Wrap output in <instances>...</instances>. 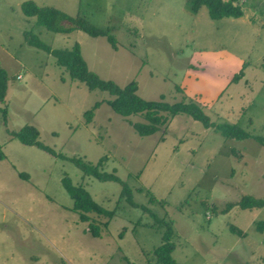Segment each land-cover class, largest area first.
<instances>
[{"label":"rangeland","instance_id":"obj_1","mask_svg":"<svg viewBox=\"0 0 264 264\" xmlns=\"http://www.w3.org/2000/svg\"><path fill=\"white\" fill-rule=\"evenodd\" d=\"M25 1L0 0V67L8 74L0 102V264H159L154 249L164 228L142 206L173 220L178 262L264 264V230L257 226L264 207L223 211L244 195L264 199V144L216 129L237 124L264 137V0H237L244 15L220 19L205 5L193 10L189 0H33L109 26L117 49L77 28L48 30L24 15ZM27 30L53 49L79 43L90 70L120 86L136 80L145 99L198 103L213 125L181 113L139 135L128 120L142 121L140 115L114 112L104 101L108 92L72 79L52 53L26 42ZM26 124L59 155L11 134ZM104 156L103 169L115 170L138 206L120 198L122 183L84 176L73 161ZM64 175L116 210L108 225V217L91 214L100 237L73 211Z\"/></svg>","mask_w":264,"mask_h":264},{"label":"trees","instance_id":"obj_2","mask_svg":"<svg viewBox=\"0 0 264 264\" xmlns=\"http://www.w3.org/2000/svg\"><path fill=\"white\" fill-rule=\"evenodd\" d=\"M192 4L193 10H198L203 5L207 6L211 17L213 19H220L224 17L239 18L244 15V11L237 2V0H189ZM22 11L25 16L37 18L36 22L46 27L48 30L54 32H69L75 28L80 29L91 36H105L108 42L114 49L118 48L117 38L111 32L109 26L99 27L93 24L85 16L78 14L71 16L66 12L52 7L39 5L33 0H27L22 4ZM26 42L34 47L44 49L52 53L57 63L67 69L72 79L84 82L90 90H102L110 94V98L104 100L110 105L114 112L128 118L132 115H140L142 121H130L135 131L141 135H151L157 132L163 125H165L171 117L177 114H188L193 119L202 122L206 127L212 126L208 115L205 114L203 108L195 102L177 101L170 103L164 100L161 95L159 99L150 100L145 99L138 94V82L131 80L124 86L118 85L113 80L101 78L97 73L90 70L85 61L79 43L74 44L72 48L53 49L44 43L37 34L32 30H27L24 33ZM243 75V72L234 76L233 80H238ZM8 88V74L7 71L0 67V102L5 100ZM103 101H98L92 109L85 112L86 122H90L94 115V110L100 106ZM7 114L6 108H3ZM216 129L225 137L237 140H244L247 138H254L258 142L264 144V137L253 135L249 131L243 129L237 124L220 123L216 125ZM11 134L25 144L37 146L53 155H59L53 148L45 145L39 139V130L34 125L26 124L18 131H12ZM5 157V153L0 146V159ZM107 157H102L97 163L86 161L81 157L73 158L78 168L82 171L84 176H92L101 181H116L122 183L123 190L121 199L126 198L127 202L132 206H138L133 200V195L130 187L121 180L114 171H106L103 169V164ZM22 177H27L25 173L20 174ZM62 183L74 201L72 207L73 211L77 212L81 221L89 222V232L93 237H100V227L91 219V214L108 217L105 225L116 213V210H107L101 204L93 199L90 192L83 186V184L75 185L68 175H64ZM238 205L244 209L261 208L264 207L263 198H255L250 195H244L237 202H228L223 211H228L233 206ZM144 211H148L154 217V226L163 227V241L154 249V256L159 264H183L178 262L172 255L175 249V242L173 241L174 227L173 220L166 217H159L152 212L148 207L142 206ZM140 223V221H138ZM258 230H264V221L258 223ZM231 230L245 237L246 233L232 226ZM128 264H135L130 262Z\"/></svg>","mask_w":264,"mask_h":264}]
</instances>
